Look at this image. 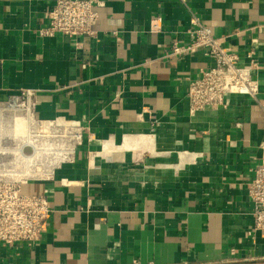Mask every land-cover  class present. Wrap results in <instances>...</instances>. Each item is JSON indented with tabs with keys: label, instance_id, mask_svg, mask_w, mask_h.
Instances as JSON below:
<instances>
[{
	"label": "crops",
	"instance_id": "crops-1",
	"mask_svg": "<svg viewBox=\"0 0 264 264\" xmlns=\"http://www.w3.org/2000/svg\"><path fill=\"white\" fill-rule=\"evenodd\" d=\"M54 3L0 0V100L38 89L37 115L80 121L84 139L23 184L48 197L50 226L0 243V264H264L247 190L264 142V0H106L77 39L39 34ZM193 13L225 46L256 44L262 104L230 95L190 115V81L214 62L169 51Z\"/></svg>",
	"mask_w": 264,
	"mask_h": 264
},
{
	"label": "built area",
	"instance_id": "built-area-1",
	"mask_svg": "<svg viewBox=\"0 0 264 264\" xmlns=\"http://www.w3.org/2000/svg\"><path fill=\"white\" fill-rule=\"evenodd\" d=\"M182 1L186 4V0ZM105 4L106 0H55L48 12V23L39 30V34H63L75 39L95 35L100 19L99 9ZM160 20L161 17H157L152 21L154 31L159 29ZM187 34L188 40L184 43L174 42L169 54L183 56L203 50L214 62L190 81L187 98L191 116L226 107L230 95L249 97L262 104L258 78L262 62L258 59L256 44L240 51L223 45L212 27L196 13L191 15ZM37 104L38 89L35 88H20L18 92L0 100V243L8 245L35 243L47 232L52 211L48 197L45 194L25 193L22 186L29 180L49 176L62 163L74 162L76 150L84 139L85 127L80 121L65 116L39 117ZM17 120L26 121L19 134L14 130ZM62 123L67 124V129L65 127V132L61 133ZM61 135L65 137L70 152L58 165L53 163L60 148L58 146L47 153L46 168H42V171L24 157L35 150L32 140L60 143ZM20 148L21 152L18 153ZM261 148V161L247 183L248 195L254 204L253 232L264 230V142ZM48 166L52 167L49 173ZM133 263L140 264L138 260Z\"/></svg>",
	"mask_w": 264,
	"mask_h": 264
},
{
	"label": "bare ground",
	"instance_id": "bare-ground-1",
	"mask_svg": "<svg viewBox=\"0 0 264 264\" xmlns=\"http://www.w3.org/2000/svg\"><path fill=\"white\" fill-rule=\"evenodd\" d=\"M25 123L26 121L24 120H17L16 123H15V129L16 130V133L19 134L21 131H23V127L25 126ZM62 126V128L60 129L61 130V133L62 132H65V127L67 129V124L65 126V123H62L60 124ZM63 130V131H62ZM60 140L61 142L60 143H53L51 141L49 142H41V143H38L36 142V140H32V143L33 145L35 146V150L34 152L29 155V156H24L27 160L31 161L32 164H35V163H40V162H44V160L46 161V159H48L46 156H47V153H51L53 150H55L58 146L59 148V151L57 152L58 154L55 155V158L53 159V163L55 165H58L60 161L66 159L68 156V153L70 152V148H68L66 146V139L63 135L60 136ZM21 152V148L18 150V153ZM47 162H50V161H47ZM28 163V162H27ZM48 173L52 171V167L48 166Z\"/></svg>",
	"mask_w": 264,
	"mask_h": 264
},
{
	"label": "rangeland",
	"instance_id": "rangeland-1",
	"mask_svg": "<svg viewBox=\"0 0 264 264\" xmlns=\"http://www.w3.org/2000/svg\"><path fill=\"white\" fill-rule=\"evenodd\" d=\"M44 164H45V160H44V162H43V164L42 163H35V165H37L35 168H37V169H39L40 171H42V168H44ZM39 165V166H38ZM45 168H46V166H45ZM44 168V169H45Z\"/></svg>",
	"mask_w": 264,
	"mask_h": 264
}]
</instances>
